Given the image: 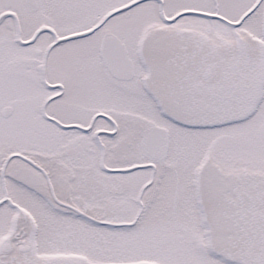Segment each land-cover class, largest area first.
Wrapping results in <instances>:
<instances>
[{
	"label": "snow or ice",
	"instance_id": "1",
	"mask_svg": "<svg viewBox=\"0 0 264 264\" xmlns=\"http://www.w3.org/2000/svg\"><path fill=\"white\" fill-rule=\"evenodd\" d=\"M0 264H264V0H0Z\"/></svg>",
	"mask_w": 264,
	"mask_h": 264
}]
</instances>
